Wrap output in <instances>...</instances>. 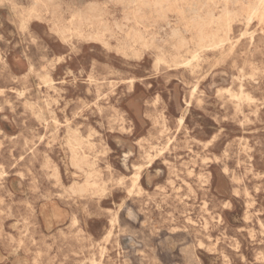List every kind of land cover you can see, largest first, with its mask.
<instances>
[{"label":"rangeland","instance_id":"374dc122","mask_svg":"<svg viewBox=\"0 0 264 264\" xmlns=\"http://www.w3.org/2000/svg\"><path fill=\"white\" fill-rule=\"evenodd\" d=\"M263 6L0 0V264H264Z\"/></svg>","mask_w":264,"mask_h":264},{"label":"bare ground","instance_id":"6f19581e","mask_svg":"<svg viewBox=\"0 0 264 264\" xmlns=\"http://www.w3.org/2000/svg\"><path fill=\"white\" fill-rule=\"evenodd\" d=\"M263 1V0H262ZM32 4V3H31ZM145 5V4H144ZM263 5V4H262ZM264 7V6H263ZM257 10H258V8H255V9H253L252 10V13L254 14V13H256L257 12ZM245 13H247V12H245ZM251 13V12H250ZM251 15V14H250ZM249 14H248V16H247V18L248 19H250L251 17H249L250 16ZM214 17V16H213ZM139 21V20H138ZM248 22V21H247ZM249 27V26H248ZM218 30V29H217ZM154 36V35H153ZM149 37V36H148ZM225 43V42H224ZM236 45V44H235ZM211 49H213L212 47H210ZM209 51V50H208ZM197 55V54H196ZM187 61H188V59H187ZM193 75V74H192ZM211 77V76H210ZM229 77V76H228ZM225 78V77H224ZM223 78V79H224ZM224 81V80H223ZM225 82V81H224ZM225 84V83H224ZM211 85V84H210ZM208 87V86H207ZM206 87V88H207ZM258 103V102H257ZM180 120H181V118H180ZM55 139V138H54ZM77 141V140H76ZM59 142V141H58ZM63 158V157H62ZM65 158V157H64ZM60 159V158H59ZM70 162V161H69ZM72 167V166H71ZM78 169V168H77ZM233 173V172H232ZM133 183V182H132ZM233 190V189H232ZM118 209H119V207H118ZM259 256V255H258Z\"/></svg>","mask_w":264,"mask_h":264}]
</instances>
